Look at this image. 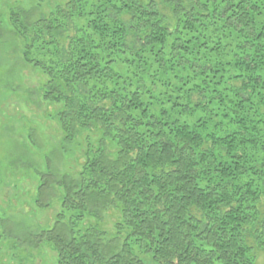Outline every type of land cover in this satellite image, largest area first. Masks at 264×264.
Returning <instances> with one entry per match:
<instances>
[{"label": "trees", "instance_id": "16d2710c", "mask_svg": "<svg viewBox=\"0 0 264 264\" xmlns=\"http://www.w3.org/2000/svg\"><path fill=\"white\" fill-rule=\"evenodd\" d=\"M28 19L20 11L13 27L43 100L61 107L64 142L92 126L102 136L77 178L39 175L37 208L51 189L61 199L34 245L58 264H256L264 0H66ZM110 209L112 234L99 226Z\"/></svg>", "mask_w": 264, "mask_h": 264}, {"label": "rangeland", "instance_id": "374dc122", "mask_svg": "<svg viewBox=\"0 0 264 264\" xmlns=\"http://www.w3.org/2000/svg\"><path fill=\"white\" fill-rule=\"evenodd\" d=\"M65 3L0 0V264H58L52 246L33 243L36 234L51 227L61 199V191L51 189L49 207L37 208L39 175L50 167L60 175L77 178L87 145L96 148L102 141L99 129L92 126L79 131L73 143L64 142L58 121L61 107L43 100L45 77L24 62L23 43L13 27L12 16L20 11L29 13L27 23L31 25L47 19ZM183 92L172 93L181 105L186 104ZM102 216L100 229L112 234L118 211L110 209ZM256 258V264H264L263 251H256Z\"/></svg>", "mask_w": 264, "mask_h": 264}]
</instances>
